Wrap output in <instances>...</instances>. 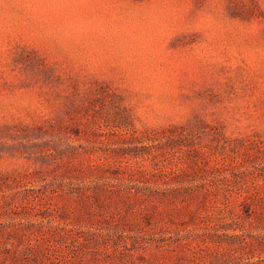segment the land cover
<instances>
[{
	"label": "rangeland",
	"instance_id": "obj_1",
	"mask_svg": "<svg viewBox=\"0 0 264 264\" xmlns=\"http://www.w3.org/2000/svg\"><path fill=\"white\" fill-rule=\"evenodd\" d=\"M0 264H264V0H0Z\"/></svg>",
	"mask_w": 264,
	"mask_h": 264
}]
</instances>
